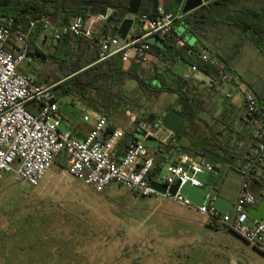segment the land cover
<instances>
[{
    "label": "built area",
    "instance_id": "obj_1",
    "mask_svg": "<svg viewBox=\"0 0 264 264\" xmlns=\"http://www.w3.org/2000/svg\"><path fill=\"white\" fill-rule=\"evenodd\" d=\"M106 9L104 19L88 14L76 16L67 24L32 18H27L24 24H20L11 16L0 17V181L6 174L13 173L15 183L42 187L57 158L64 154L66 163L62 169L63 177H73L98 193L105 192L111 184L116 183L140 196H161L206 217L210 223L237 234L264 254V220L257 222L248 216L250 208L259 200L251 190V179L264 166V107L251 90L229 72L224 63H220L206 50L196 49L183 40L176 39L178 44L187 47V53L194 61H200L216 71L214 76H209L200 72L197 64H189L190 70L182 76V82L187 85L196 74H201L209 90H220L225 85H233L244 104L246 117L255 127V144L247 154L246 167L240 170L244 180L233 211L222 213L212 205L197 206L179 192L175 196L169 192L162 194L151 186L153 182L149 175L156 159L145 140L154 137L166 145L173 134L162 126L138 122L134 111L126 112L124 126L138 128L143 139L128 140L121 157H117L116 153L127 130L119 127L105 140H98L107 125L105 116L97 119L84 141L77 140L68 131L60 130L58 92L55 90L57 84L39 85L34 76L23 68L35 63L34 56L29 53V42L39 24H43L44 31L50 33L54 41H59L66 35L87 40L97 39L100 46L97 63L120 55L123 61L135 59L139 63L149 64L151 55L147 39L172 35L176 20L184 16L180 13L176 18L160 5L155 18L147 14L139 17V35L134 36L131 29L123 40L118 35L110 36L98 31V22L105 21L114 11L112 8ZM226 97L232 99L234 96L229 93ZM31 102L38 105L35 111L27 106ZM84 119L86 122L90 121L89 117ZM213 169L186 151L181 153L177 163L169 165V173L159 183L166 185L168 189L177 182L182 186L188 181L202 186L199 176L212 172Z\"/></svg>",
    "mask_w": 264,
    "mask_h": 264
},
{
    "label": "rangeland",
    "instance_id": "obj_2",
    "mask_svg": "<svg viewBox=\"0 0 264 264\" xmlns=\"http://www.w3.org/2000/svg\"><path fill=\"white\" fill-rule=\"evenodd\" d=\"M247 3L241 0L237 6ZM179 7L173 0L168 10L177 18ZM126 17L134 19L132 32H139L136 17L128 13ZM175 28L184 42L195 45L181 22ZM108 34L116 36L117 29ZM239 39H234L241 54L237 55V70L244 85L253 92L263 90L264 55L252 45L239 44ZM148 41L152 43V37ZM146 67L152 69L150 64ZM179 68L184 74L190 70L183 64ZM125 87L132 95L137 85L129 82ZM230 89L233 96H239L233 87ZM226 91L222 90L223 97ZM62 100L64 112H80L81 103L76 107L71 105V98ZM174 100L162 94L145 112L161 118ZM124 127L132 129L137 139L142 136L136 128ZM192 137L181 136L183 140L174 155L185 146L199 150L201 141ZM62 167L56 160L42 184L44 190L15 183L13 173L0 181V264H264L262 252L237 234L211 226L206 217L190 209L161 196L134 194L116 183L98 193L73 177H63ZM168 173L166 165L155 182H161ZM208 173L199 179L208 181L213 175ZM215 182L224 185L226 174ZM253 191L264 199L254 186Z\"/></svg>",
    "mask_w": 264,
    "mask_h": 264
},
{
    "label": "trees",
    "instance_id": "obj_3",
    "mask_svg": "<svg viewBox=\"0 0 264 264\" xmlns=\"http://www.w3.org/2000/svg\"><path fill=\"white\" fill-rule=\"evenodd\" d=\"M176 1L180 4L178 13L180 15L184 0ZM240 1L206 0V7L202 6L203 9L184 15L177 19L176 23H183L187 27V32L194 35L203 26L215 25L218 22L226 23L239 29L244 37L252 41L258 48L260 55H264V0H243L245 3L248 2L247 5L238 7L237 4ZM129 3L130 0H0V17L11 16L20 24H24L27 18L52 19L55 23L67 24L76 16L88 15L92 8H112L113 13L99 27L100 34H108L114 29H117L118 32L121 23L127 19ZM159 3L160 0H142L136 20L138 21L143 14L155 18ZM168 5L165 9L172 13L168 10ZM43 33V24H39L31 35L29 53L34 56L35 63L29 73L34 76L39 85L57 84L55 90L58 92V100L69 97L83 103L88 109L94 110L101 116H105L107 125L98 140H105L115 129L124 127L128 110L137 113L138 122H148L149 116L152 114L145 112L147 106L157 102L160 96L165 93L171 96L175 95L177 99L161 118L156 116L158 119H163L173 110L178 111L177 108L180 107L178 112L184 116L186 121H191L200 109L201 98L191 88H185L180 77L177 82L169 83V77L166 75V72L170 71L169 69L164 71L156 67L149 70L146 67L147 64L139 63L135 59L123 61L120 55L97 63L100 58L98 40H87L70 35L63 36L58 41L62 43L61 53L48 55L43 52ZM132 34L137 36L139 32ZM155 37H158L168 51H176L181 54L167 55L169 60L182 58L188 64H197L200 72L209 76L215 75L214 68L200 61H194L188 55L187 47L178 44L172 35L164 38ZM148 45L151 49L157 48V44L148 43ZM211 56L231 70L222 55ZM44 69H47L49 73L44 72ZM129 82H135L137 85L132 95L127 92L125 87ZM217 91L219 90H212V92ZM251 92L264 107V89ZM139 108L142 109L138 110ZM182 135L183 131L179 129L169 143L162 144L159 151L155 150L156 160L149 175L152 182L161 174L167 162L165 161L167 158L164 162H159L157 157H161L162 153H167L168 157L172 156L179 148V138ZM132 136L136 138L134 134ZM186 151L196 156V153L186 147H183L181 153ZM260 184L263 188L261 194L264 197V179ZM210 225L220 228L212 223Z\"/></svg>",
    "mask_w": 264,
    "mask_h": 264
},
{
    "label": "crops",
    "instance_id": "obj_4",
    "mask_svg": "<svg viewBox=\"0 0 264 264\" xmlns=\"http://www.w3.org/2000/svg\"><path fill=\"white\" fill-rule=\"evenodd\" d=\"M172 2L173 0H160L159 6L163 5L164 7H167V5ZM203 6L206 7V0H203ZM201 9L203 8H200V10ZM48 20L53 21L52 19ZM103 23L104 20L98 22V31L99 27ZM182 25L184 26L187 32L186 25H184L183 23ZM187 34L189 33L187 32ZM189 35L191 39H194L196 41L195 45L191 47H195L196 49H204L210 55H222L223 58L228 62L229 68H231L229 72L233 76H236L239 81L244 85L243 76L237 70V55H241L239 53L240 48H238V43H235L234 39L236 37H240L239 44L252 45L254 46L252 48H255V50H257L259 54L260 52L252 41L247 40L244 37L243 33L239 29L233 26H229L226 23L218 22L215 25L203 26L197 34ZM43 37L44 43L42 45L44 53L48 55H57L61 53V42L54 41L51 34L46 31H44ZM172 37L175 39V41L177 38L183 40V38L179 37L176 33L175 24L173 26ZM155 44H160L162 48H149L151 55V60L149 64L152 65V69L156 67L164 71L169 69L170 72L173 74L172 77L168 76L169 83L177 82V79L179 77L181 79L184 75V73L180 72L179 64L188 66L189 64L186 63L182 58H179L177 60H169V57H167V55L181 54L176 51H168L167 48L159 42ZM32 66H26L25 71L29 72ZM45 71L46 73H49L47 69H44V72ZM201 76L203 75L196 74L193 79L189 83H187V85L184 84L181 80L183 86L186 88H191L194 93L201 98V101L199 102L200 109L196 112L194 119L191 121H186L184 119L180 130L183 131L182 137L187 136L188 139H191L190 137L193 136L192 138H196L201 141L202 144L201 147L198 148L199 150H194L191 148V146H185L186 148H190L194 153H196L197 159L199 158V155H205V152L209 150L221 155L222 157L228 160L227 164H222L221 167H216L213 169L212 172L208 173L213 174L212 176L210 175L208 181H200L203 184H211L217 187L220 190V195L223 196L227 201L235 205L237 202V197L241 184L244 180L240 173V169L246 167L247 154L249 152V149L255 144V127L246 117L244 104L239 98V96H234L232 99L227 98L226 95L223 97L224 94L222 93V90H227V94H231L230 87L232 88L233 85H225L219 91L212 92V90H209L206 87L205 78ZM173 97L175 99L174 101L176 102L177 96L174 95ZM58 101V117L61 123H64L66 125L64 126V130L70 132L72 136L77 140H86L90 131L93 128V125L101 115L95 112L94 110L88 109L83 103L75 100H71V105L78 107V104L81 103L80 112H78L77 110H68V112H64L62 109L63 100L59 99ZM27 106L33 111L38 108L36 102H31ZM177 109L178 111H180L181 108L178 107ZM89 110L94 111V114H90L88 112ZM85 117H89L90 121L86 122L84 119ZM132 134H134L132 129H129L127 131V135L124 141L117 149V157H121L123 155L125 149L124 145L126 144L125 142L133 138ZM182 140L183 139L180 137L179 143H181ZM151 150L155 153V150ZM198 151L200 152V154ZM174 154L168 157L167 153H162L161 157L157 158L159 162H164L165 158H167V160H165L167 161L165 164L166 166L178 162L181 156V152H179L177 155ZM59 157L57 158V163H60L61 165L65 166V158H62L60 160ZM221 174H226L227 182H225L224 185L219 186L215 181L217 177H219ZM159 175L157 177H159ZM157 177L153 180V182L156 181ZM263 179L264 166L261 167L257 171V174L251 179L252 192H254L253 186L255 187V190L259 193L263 191V188L260 184L263 183ZM254 194L256 193L254 192ZM257 197L259 198L258 195ZM260 201L261 199L259 198L258 203ZM258 203L256 205H258Z\"/></svg>",
    "mask_w": 264,
    "mask_h": 264
},
{
    "label": "water",
    "instance_id": "obj_5",
    "mask_svg": "<svg viewBox=\"0 0 264 264\" xmlns=\"http://www.w3.org/2000/svg\"><path fill=\"white\" fill-rule=\"evenodd\" d=\"M142 0H130L128 14L134 17H137L140 12ZM203 6V0H185L182 13L183 15H188ZM107 14L106 8H92L89 11V15L97 18L104 19ZM134 25L133 18L125 19L121 26L118 29L117 35L121 39H126L128 34L130 33L132 27ZM152 43H161L158 37H152ZM148 43H150L148 41ZM166 75L172 77L173 74L170 71L166 72ZM184 121V116L178 112L177 110L171 111L168 115H166L163 119H159L157 121L156 115H150L148 119L149 124H153L156 122V127L162 126L166 131L175 135L182 123ZM64 123H61L60 130L66 132L64 130ZM143 139V136L140 137ZM146 145L156 151H159V147L162 145L157 138L148 137L145 140ZM198 160L203 161L205 164L216 168L221 167L222 164H227L228 160L221 155L207 150L205 155H199ZM151 186L156 189L158 192L162 194H166L169 192L172 196H175L178 192L181 196L185 197L191 203L197 206L203 205H212L217 210L222 213H229L234 210L235 205L229 201H227L223 196L220 195V190L211 185V184H203L202 186L193 185L190 181L186 182L181 186L180 182L172 185L169 189L166 185H163L159 182H153ZM248 216L250 219L255 220L257 222H262L264 220V199L261 200L258 205L250 208L248 211Z\"/></svg>",
    "mask_w": 264,
    "mask_h": 264
},
{
    "label": "flooded vegetation",
    "instance_id": "obj_6",
    "mask_svg": "<svg viewBox=\"0 0 264 264\" xmlns=\"http://www.w3.org/2000/svg\"><path fill=\"white\" fill-rule=\"evenodd\" d=\"M158 119V118H157ZM159 120V119H158Z\"/></svg>",
    "mask_w": 264,
    "mask_h": 264
}]
</instances>
